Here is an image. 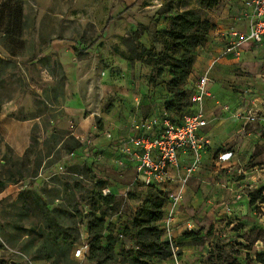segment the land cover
I'll return each mask as SVG.
<instances>
[{"label":"rangeland","instance_id":"obj_1","mask_svg":"<svg viewBox=\"0 0 264 264\" xmlns=\"http://www.w3.org/2000/svg\"><path fill=\"white\" fill-rule=\"evenodd\" d=\"M131 1L0 0V59L5 61L0 71V110L14 108L12 115L15 118L37 119L44 131L42 139L31 144L28 158L9 153L7 163L0 167V178L6 182L2 191L5 195L0 194V264H50L34 258L35 247L45 233L38 213L20 197L23 192L36 190L41 196L47 195L51 207L61 210V223L74 224L78 229L77 246L87 245L88 237L83 238L84 227L88 223V216L95 210L93 202L99 194L103 195L99 188L101 182L111 193V186H120L114 192L117 210H107L108 216L119 223H126L135 214L146 194L139 182L134 181L135 172L125 171L124 168L114 170L104 159L96 162L93 171H87L83 165L90 161L75 163L67 158L68 148L73 144L71 138L82 140L75 136V129L89 117L88 113L76 116L67 110L78 106V98L85 100L89 96V88L96 74L101 75V70L107 69L92 67L94 62L83 59L88 54L81 47L96 49L105 29L113 21L110 15L114 13V7H127ZM146 1L135 0L133 5L137 7V14L149 12V16L151 10L157 13L170 8L176 12L196 8V0H157L155 4L162 5L146 11L142 10ZM231 1L219 0L208 11L210 19L213 21V16L220 14L223 8L230 7ZM18 6L22 13L21 30L17 34L12 31L13 34L5 37L7 25L11 28L14 23L8 18V12ZM59 42L74 45V55L83 63L79 68L82 78L77 76V80H71L67 76L54 46ZM250 51L253 50L250 48L248 53L242 55L235 67H227L224 72L216 74L212 92L220 106L227 108L225 112H230L233 107L236 110L240 108V111L235 110L240 116L246 108L264 106V78L256 79V75L264 74V50ZM225 115L222 113L219 117L226 120L228 117ZM243 115L253 119L249 122L246 119L248 124L243 126L240 133L242 151H239L240 161L232 173L238 179L246 177L242 174V168L258 166L257 169H264V143L258 145L264 142V131L253 133V140L244 138L249 131L254 132V128L259 127L261 114L252 111L251 115L248 112ZM94 122L98 125L100 121L95 118ZM227 128L228 125L224 123L219 132H225ZM95 152L91 148L88 157L92 158ZM26 170L28 174L19 176L21 171ZM28 178L31 183H27ZM258 188L242 186L239 196L233 199L234 205L229 203L227 209L215 210L214 223L204 221L203 232L211 230L212 235L203 246L197 247L203 248L199 250L205 253L197 254L193 260H182L179 256L183 253L176 248L180 255H174L167 264H202L216 244L225 248L226 253H232L239 263L255 264L256 254H264V203L253 206L249 203L250 194ZM204 193L200 206L207 205L211 197V191L206 189ZM94 214L100 216L98 210ZM191 219L197 222L196 218ZM77 246L70 252L69 259L60 264H88L84 259H73V250Z\"/></svg>","mask_w":264,"mask_h":264},{"label":"crops","instance_id":"obj_2","mask_svg":"<svg viewBox=\"0 0 264 264\" xmlns=\"http://www.w3.org/2000/svg\"><path fill=\"white\" fill-rule=\"evenodd\" d=\"M134 2L135 0H132L124 8L121 5L114 7V13L110 15L113 21L105 29L106 31L104 30V36L96 49L88 46L81 47V50L88 54L83 59L88 58V61L94 62L91 64L92 67L100 69L106 67L107 69L101 70V75L96 74L95 81L89 88L91 91L89 96L85 100L81 97L78 98L76 102L78 106L72 108L73 110H67L68 113H73L76 116H81L83 113L89 114V117L80 122L75 129V136L82 138L83 142H90L87 147L84 146L83 154L73 160L75 163H80L82 160L90 161L88 151L91 148L93 151L102 153L103 159L110 163L117 148L130 135L133 122L159 116L163 113V100L167 95L168 75L151 82L152 67L143 60L133 59L122 40L127 34L134 31L138 24L148 26L149 30L143 31L138 41L144 47L149 48L153 44V31L167 28L169 25L168 18L176 11L167 9L165 13L152 12L151 9L161 6L162 3L156 5L157 0H147L142 10H151L150 13L152 14L148 16L147 13L149 12H147L145 14L139 13V15L137 14L138 10L136 11L137 7L133 5ZM231 3L230 7L223 8L220 14L213 16L215 27L209 33L207 43L198 49L196 60L185 86L187 90L193 93L198 79L206 73L209 76L208 90L210 96L203 100L208 124L200 133L210 140V145L204 149L200 167L192 174L184 188L181 208H177L175 216L168 226L165 223V213L159 222L160 228L164 232V238L177 243H184L188 240L185 233L190 231V228L192 230L201 229L200 232L203 234L204 221H208L209 224L214 223L217 210L227 209L229 203L234 205L233 199L239 196L242 186H248V189L264 188V169H257L258 166L242 168V174L246 176L243 179H238L232 174L240 161L238 155H241L240 152L242 151L240 133L243 126L249 122H245L247 118L242 117V115L246 112L251 115L252 111L261 114L259 127H255L254 132L249 131L244 137L253 140V133L257 134L260 130L264 131V106L257 109L246 108L239 116V112H235L240 111V108L236 110L233 107L230 112H225L212 92L216 74L224 72L227 67H235L240 62L242 55L248 53L250 48L253 50L250 53L264 50V44L245 43L241 48L240 59L231 55L221 56L227 40L226 34L230 30H237L241 33L248 30V20L245 16L242 0H232ZM54 46L59 53L61 65L64 67L67 76L71 80H77V76L82 78L79 68L83 63L76 59L74 45L70 42H59ZM77 73L79 74L77 75ZM260 75L262 74L256 75L257 81L261 79ZM256 102L257 100L254 103ZM195 109L196 107L193 106L194 111ZM13 111L14 108L10 107L0 110V164L4 162L2 158L7 149L14 155L21 157L29 147L32 138L40 141L44 135L39 120L17 119L12 115ZM222 113L227 114L225 115L228 117L226 120L219 117ZM76 118L77 120L80 119V117ZM95 118L100 121L98 125L94 122ZM224 123L228 125L227 130L219 132ZM261 143L264 142H259L258 145ZM225 151H231L233 153L232 158L223 163L216 162L215 156ZM190 160L189 153L179 155V166L170 171V178L164 186L166 191L177 186V180L183 174V170ZM124 170L135 172L132 167H126ZM119 187L118 184H115L110 188L114 193L119 190ZM206 189L211 191V197L207 201V205L200 206L201 198ZM4 193L0 194L3 195ZM167 207L166 204L165 212ZM191 218H196L197 222ZM111 222L117 224L119 221L113 218ZM85 231L86 228L84 227L85 237L83 236V238L87 237ZM178 249L183 253L179 256L182 260H193L197 254L205 253L199 250L203 248L198 249L197 246L182 245ZM171 259L159 264H167Z\"/></svg>","mask_w":264,"mask_h":264},{"label":"trees","instance_id":"obj_3","mask_svg":"<svg viewBox=\"0 0 264 264\" xmlns=\"http://www.w3.org/2000/svg\"><path fill=\"white\" fill-rule=\"evenodd\" d=\"M218 1L196 0V8H186L172 14L168 18L167 28L153 31V44L149 48L144 47L138 41L142 32L149 30L148 26L138 24L137 28L122 40L133 59L143 60L152 67L151 82L168 75L163 112L174 122H177L182 114L194 112L191 101L192 92L185 86L196 60L198 49L207 43L209 33L215 27L214 22L208 16V11L213 9ZM168 10L170 11L172 8ZM160 13H165V10H161ZM21 15L20 6L9 10L8 18L14 23L11 28L7 25L4 31L5 37L13 34L12 31L16 34L20 32ZM4 64L5 61L0 59V71ZM37 141L39 140L34 138L30 140V145L23 154L24 158H28L31 144ZM71 141L73 144L68 148V154L76 152L78 156L81 155L84 151V144L75 138H71ZM9 153L12 152L7 149L2 158L4 162L0 164V167L7 163ZM95 164L96 161L85 162L83 168L93 171ZM25 174H28L27 170L21 171L19 176ZM105 185L104 182H101L99 185L101 191L106 188ZM5 187L6 182L0 178V193ZM144 189L146 194L140 206L126 223L113 224L111 217L108 216L107 210L116 211L118 206L113 192L108 195L99 194L95 199L93 202L95 210L88 216V223L85 226L88 239L83 259L88 264H159L171 259L174 255H180V251L176 248L178 249L182 245L203 246L211 237V230L201 234V229H197L185 233L188 240L184 243L165 239L159 222L164 217L167 193L155 185H149ZM20 197L24 198L26 204L38 213L44 227L45 235L35 247V260H43L50 264L67 261L70 252L75 245L77 246L78 229L74 224L61 223V210L51 207V201L48 200L47 195L41 196L36 190H28L23 192ZM249 203L251 206L256 203H264V188H258L252 192ZM96 210L100 212V216H95ZM73 259L76 260L74 257ZM253 263L264 264V254H256ZM202 264L241 263L232 253H226L225 248L216 244Z\"/></svg>","mask_w":264,"mask_h":264},{"label":"built area","instance_id":"obj_4","mask_svg":"<svg viewBox=\"0 0 264 264\" xmlns=\"http://www.w3.org/2000/svg\"><path fill=\"white\" fill-rule=\"evenodd\" d=\"M242 6L248 20V30L243 33L230 30L226 34V44L221 53L223 57L231 55L240 59L243 44H264V0H242ZM260 78H264V74L260 75ZM209 82L207 73L198 79L191 95L196 109L191 114H182L177 122L172 121L165 112L161 116L133 122L130 135L120 144L110 161L116 169L132 167L136 174L134 181L139 182L143 188L155 185L167 193L166 226L172 220L174 211L182 204L184 188L192 174L200 167L204 149L210 145V140L200 133L208 124L203 100L210 96ZM252 119L253 117H247V121ZM81 142L86 147L90 144L89 141ZM181 153H189L191 160L178 178L177 186L166 191L164 186L170 178V171L178 168ZM77 154L70 153L67 158L74 160L78 157ZM232 156L231 151H225L218 153L215 159L216 162L223 163ZM103 158L102 153L95 152L90 162ZM29 182L28 178L27 183ZM102 193L108 195L111 191L104 188ZM86 249V245H78L73 251V257L83 259Z\"/></svg>","mask_w":264,"mask_h":264}]
</instances>
